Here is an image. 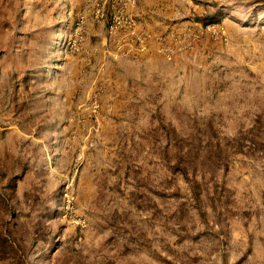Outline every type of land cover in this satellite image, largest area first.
Returning <instances> with one entry per match:
<instances>
[{
  "label": "rangeland",
  "instance_id": "obj_1",
  "mask_svg": "<svg viewBox=\"0 0 264 264\" xmlns=\"http://www.w3.org/2000/svg\"><path fill=\"white\" fill-rule=\"evenodd\" d=\"M0 264H264V0H0Z\"/></svg>",
  "mask_w": 264,
  "mask_h": 264
},
{
  "label": "crops",
  "instance_id": "obj_2",
  "mask_svg": "<svg viewBox=\"0 0 264 264\" xmlns=\"http://www.w3.org/2000/svg\"><path fill=\"white\" fill-rule=\"evenodd\" d=\"M143 28H144V30H143L144 33L151 39L156 37V35H158L159 32H161V30L157 29V26H155L154 24L149 23V22H147L145 25H143Z\"/></svg>",
  "mask_w": 264,
  "mask_h": 264
},
{
  "label": "built area",
  "instance_id": "obj_3",
  "mask_svg": "<svg viewBox=\"0 0 264 264\" xmlns=\"http://www.w3.org/2000/svg\"><path fill=\"white\" fill-rule=\"evenodd\" d=\"M112 28H114V26Z\"/></svg>",
  "mask_w": 264,
  "mask_h": 264
}]
</instances>
